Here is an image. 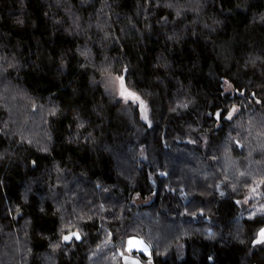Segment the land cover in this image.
I'll return each mask as SVG.
<instances>
[{"label":"trees","instance_id":"obj_1","mask_svg":"<svg viewBox=\"0 0 264 264\" xmlns=\"http://www.w3.org/2000/svg\"><path fill=\"white\" fill-rule=\"evenodd\" d=\"M262 226L264 0H0V264H264Z\"/></svg>","mask_w":264,"mask_h":264},{"label":"water","instance_id":"obj_2","mask_svg":"<svg viewBox=\"0 0 264 264\" xmlns=\"http://www.w3.org/2000/svg\"><path fill=\"white\" fill-rule=\"evenodd\" d=\"M264 231V226H262L258 231H257V236L255 237L254 239V243H258L257 241H261V236H260V233ZM65 237H71L70 239H65ZM72 239H77L78 241H82L83 237L82 235L80 234L79 231H72L68 234H65L63 236V240L65 242H69L71 241ZM264 241H261L259 243H262ZM122 260L124 262V264H153L152 262H145V261H142L138 256H135L133 254H129V253H126L122 256Z\"/></svg>","mask_w":264,"mask_h":264},{"label":"rangeland","instance_id":"obj_3","mask_svg":"<svg viewBox=\"0 0 264 264\" xmlns=\"http://www.w3.org/2000/svg\"><path fill=\"white\" fill-rule=\"evenodd\" d=\"M116 83H118L117 80ZM126 248L129 252H132L133 250H138L146 253L150 252V244L144 238L138 235H132L128 237L126 241Z\"/></svg>","mask_w":264,"mask_h":264},{"label":"snow or ice","instance_id":"obj_4","mask_svg":"<svg viewBox=\"0 0 264 264\" xmlns=\"http://www.w3.org/2000/svg\"><path fill=\"white\" fill-rule=\"evenodd\" d=\"M260 236H261V241H264V231H262L261 233H260ZM71 237H65V239L67 240V239H70ZM261 241H257L258 243L259 242H261ZM131 243V242H130Z\"/></svg>","mask_w":264,"mask_h":264}]
</instances>
